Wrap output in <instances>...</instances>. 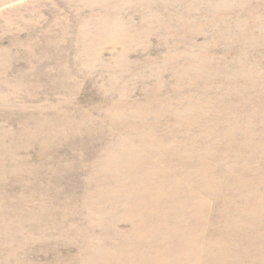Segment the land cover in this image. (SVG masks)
Returning a JSON list of instances; mask_svg holds the SVG:
<instances>
[{"label": "rangeland", "instance_id": "1", "mask_svg": "<svg viewBox=\"0 0 264 264\" xmlns=\"http://www.w3.org/2000/svg\"><path fill=\"white\" fill-rule=\"evenodd\" d=\"M211 263L264 264V0H0V264Z\"/></svg>", "mask_w": 264, "mask_h": 264}, {"label": "bare ground", "instance_id": "2", "mask_svg": "<svg viewBox=\"0 0 264 264\" xmlns=\"http://www.w3.org/2000/svg\"><path fill=\"white\" fill-rule=\"evenodd\" d=\"M188 195H189V194H188ZM187 197H188V196H187ZM189 197H190V196H189ZM187 199H188V198H187ZM190 199H191V198H190ZM189 201H190V200H189ZM202 208H203V207H202ZM195 212H196V211H195ZM197 212H198V211H197ZM202 212H203V211H202ZM199 216L201 217V215H199ZM200 217H199V218H200ZM201 218H202V217H201ZM211 264H212V263H211Z\"/></svg>", "mask_w": 264, "mask_h": 264}]
</instances>
